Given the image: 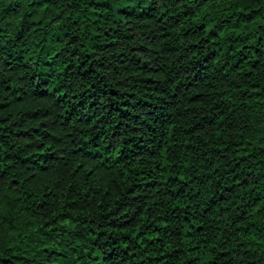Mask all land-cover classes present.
Masks as SVG:
<instances>
[{
	"label": "trees",
	"instance_id": "obj_1",
	"mask_svg": "<svg viewBox=\"0 0 264 264\" xmlns=\"http://www.w3.org/2000/svg\"><path fill=\"white\" fill-rule=\"evenodd\" d=\"M0 264H264V0H0Z\"/></svg>",
	"mask_w": 264,
	"mask_h": 264
}]
</instances>
